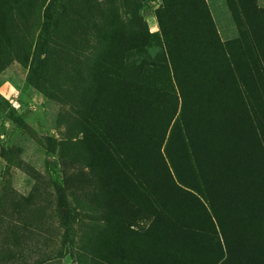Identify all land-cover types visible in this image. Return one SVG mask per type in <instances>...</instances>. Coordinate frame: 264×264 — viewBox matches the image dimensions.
Returning a JSON list of instances; mask_svg holds the SVG:
<instances>
[{"label":"rangeland","instance_id":"obj_1","mask_svg":"<svg viewBox=\"0 0 264 264\" xmlns=\"http://www.w3.org/2000/svg\"><path fill=\"white\" fill-rule=\"evenodd\" d=\"M242 15L264 50V0H0V264H264Z\"/></svg>","mask_w":264,"mask_h":264},{"label":"trees","instance_id":"obj_2","mask_svg":"<svg viewBox=\"0 0 264 264\" xmlns=\"http://www.w3.org/2000/svg\"><path fill=\"white\" fill-rule=\"evenodd\" d=\"M257 9V8H256ZM242 19H243V21H244V23H245V25H246V27H247V30H248V32H249V36H250V39L252 40V46H253V50H255V52H254V57L253 58H246V61H250V60H256V65H258V69H257V71H256V73L254 72V70H250V69H246L245 70V73L246 74H250V75H254V76H257V77H261V78H263L264 77V50H263V44L260 42V41H256L255 39H254V36H253V33L251 32V27H249V25H248V23H247V20H246V17H244L243 15H242ZM250 47V46H249ZM257 50H258V52L259 53H257ZM246 55H248V53H246ZM247 57H249V56H247ZM226 59L227 60H230V61H232L231 60V57L229 56V54H226ZM241 110L243 111V113H244V116H243V118H244V121H247V112H248V102L246 101L245 102V105L242 103L241 104ZM226 136H243L242 134H238V132L236 133L235 131L232 133V134H230V135H226ZM246 136V135H245ZM258 136H259V134H258ZM211 148H209V153L210 154H212V152H211ZM202 175V174H201ZM217 175H215V177H216ZM202 178H203V176H202ZM177 184H178V186H180L183 190H185V191H189V192H191V193H193V194H195V195H197V192L194 190V189H192V188H190V187H187V186H185V185H183V184H181L180 182H178L177 181ZM245 201V200H244ZM239 212H242V215H244L245 216V214H247L246 213V209H245V207L244 208H237L236 209V214L235 215H238V216H241L240 214H239ZM218 213H219V211L217 212V210H215L214 211V214H215V219H216V217H218L219 215H218ZM258 241H260V237L259 238H256ZM225 245H226V247H225ZM221 248V247H220ZM223 257L221 258V259H218L217 261H216V263H214V264H225V262L227 263V257H228V249H230V247H229V244H227V242H226V244L224 243V247H223ZM264 257V256H263ZM177 264H179V263H177Z\"/></svg>","mask_w":264,"mask_h":264},{"label":"crops","instance_id":"obj_3","mask_svg":"<svg viewBox=\"0 0 264 264\" xmlns=\"http://www.w3.org/2000/svg\"><path fill=\"white\" fill-rule=\"evenodd\" d=\"M263 30H264V27H263ZM257 53H259L258 50H257Z\"/></svg>","mask_w":264,"mask_h":264}]
</instances>
